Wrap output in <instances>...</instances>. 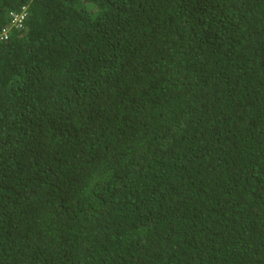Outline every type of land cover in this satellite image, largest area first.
<instances>
[{"label": "trees", "instance_id": "1", "mask_svg": "<svg viewBox=\"0 0 264 264\" xmlns=\"http://www.w3.org/2000/svg\"><path fill=\"white\" fill-rule=\"evenodd\" d=\"M5 28L0 264H264V0H0Z\"/></svg>", "mask_w": 264, "mask_h": 264}, {"label": "built area", "instance_id": "2", "mask_svg": "<svg viewBox=\"0 0 264 264\" xmlns=\"http://www.w3.org/2000/svg\"><path fill=\"white\" fill-rule=\"evenodd\" d=\"M24 15V11H21L20 13H10V27L20 28ZM8 29L9 28H5L0 31V41L7 38Z\"/></svg>", "mask_w": 264, "mask_h": 264}]
</instances>
